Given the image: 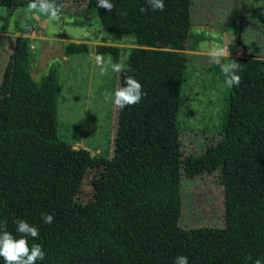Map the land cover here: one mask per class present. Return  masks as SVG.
<instances>
[{"label": "trees", "instance_id": "obj_1", "mask_svg": "<svg viewBox=\"0 0 264 264\" xmlns=\"http://www.w3.org/2000/svg\"><path fill=\"white\" fill-rule=\"evenodd\" d=\"M0 0L10 17L28 7ZM59 3V0H57ZM115 10L86 0L108 34L129 38L133 48L117 73V87L134 76L147 93L141 102L116 108L111 150L104 167L98 207L83 223L56 231L41 218L48 210L49 180L57 132L58 63L44 76H30V30L13 40L0 77V221L19 238L17 219L37 227L45 258L36 264H251L264 258V58L249 56L239 64V86L226 84V111L219 138L198 156L180 159L177 117L180 95L188 80L192 0H164L153 11L146 0H111ZM147 11L141 13V8ZM126 11L127 16L118 15ZM264 30V3L252 12ZM4 32V29L2 31ZM63 55L86 56L81 43L62 45ZM123 49L97 45L94 54L118 62ZM225 82L213 62L207 68ZM180 170L186 178L216 173L222 189L224 225L220 229H182L170 223L177 210ZM177 187V191L175 189ZM177 198V199H176ZM178 204V203H177ZM0 264H5L0 258Z\"/></svg>", "mask_w": 264, "mask_h": 264}, {"label": "rangeland", "instance_id": "obj_2", "mask_svg": "<svg viewBox=\"0 0 264 264\" xmlns=\"http://www.w3.org/2000/svg\"><path fill=\"white\" fill-rule=\"evenodd\" d=\"M25 0H16L22 4ZM264 0H192L190 34L196 40L186 41L189 55L188 80L180 95L177 117L178 152L180 159L198 156L219 138L226 111V82L207 68L212 63L208 53L214 46L227 47L230 59L249 56L264 58V30H258L252 18L253 10ZM62 18L50 22L38 11L29 18L10 17L0 7V77L13 45V39L24 30L31 34L53 35L36 39L29 34L31 49L30 76L34 81L44 76L51 63H58L57 132L49 180L48 210L54 222L47 224L56 231L79 226L99 205L104 188L103 174L114 133L116 107L105 102L104 93L117 89V73L101 76L95 65L93 48L107 45L122 48L119 63L132 40L103 31L95 13L86 10V0H59ZM47 19V23H41ZM40 24V26H39ZM86 41H74V40ZM82 43L92 55L90 66L76 67L82 56H70L63 61L62 45ZM105 59L107 57L105 56ZM72 60V61H71ZM68 61V62H67ZM175 192L177 210L170 223L182 229L215 228L224 225L222 189L216 173H203L186 178L180 170ZM176 198V199H177Z\"/></svg>", "mask_w": 264, "mask_h": 264}, {"label": "clouds", "instance_id": "obj_3", "mask_svg": "<svg viewBox=\"0 0 264 264\" xmlns=\"http://www.w3.org/2000/svg\"><path fill=\"white\" fill-rule=\"evenodd\" d=\"M146 3L153 11H164V0H146ZM97 7L103 8L109 12L115 10L114 3L111 0H97ZM29 11H38L47 16L50 22H59L62 18V8L57 0H30L28 4ZM141 13L147 11L146 8L140 9ZM121 16H127L126 11L118 13ZM211 61L216 64L225 76V82L229 87L239 86L241 77L237 74L239 64L230 59V50L227 47L214 46L208 53ZM95 65L99 68V74L104 76L109 71L122 73L130 71L122 63L115 62L111 57L105 59L103 54L95 55ZM147 95L143 91L142 84L132 75L126 76L123 86L117 87L114 93L105 91V102H111L116 108L123 110L127 106H134L141 102ZM41 218L45 224H52L54 216L48 213H42ZM19 238L13 236L7 230V221H0V258H3L5 264H36L45 258V252L39 244L33 243L29 246L28 237L37 238L39 231L37 227L29 224L27 221L17 219L14 221ZM247 260L251 264H264V258H257L253 261L252 256ZM173 264H189L187 256H178Z\"/></svg>", "mask_w": 264, "mask_h": 264}, {"label": "crops", "instance_id": "obj_4", "mask_svg": "<svg viewBox=\"0 0 264 264\" xmlns=\"http://www.w3.org/2000/svg\"><path fill=\"white\" fill-rule=\"evenodd\" d=\"M29 9H24V10H20L18 12L15 13V17L16 18H29V16L27 15L29 13ZM32 12V16L34 15V12L35 11H31ZM43 24V23H47V19L46 20H43V22L41 21L40 24ZM39 24V26H40ZM6 34V31L5 32H0V35H5ZM31 34V32L29 33ZM29 34L26 35L27 38L30 39L29 37ZM34 34H31V36H33ZM36 37V39H49L50 37H53V35H45V37H48V38H44V37H41L40 35H34ZM14 40V38H12ZM74 41H77L76 39ZM80 41H86V40H80ZM80 41H77V42H80ZM82 44V43H81ZM12 49V48H11ZM93 51H94V48H93ZM94 53V52H93ZM10 54V53H9ZM70 57V56H69ZM83 58H80L79 61L76 62V67H82V65L85 67L86 65L87 66H90V64H92L93 62V59H92V55L90 53L86 54V56H82ZM68 57H63V61H66ZM72 61V60H71ZM68 62V61H67Z\"/></svg>", "mask_w": 264, "mask_h": 264}]
</instances>
